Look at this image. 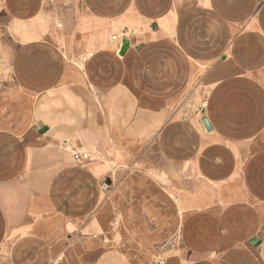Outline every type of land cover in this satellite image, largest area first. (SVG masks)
<instances>
[{"label": "crops", "instance_id": "0c3cea01", "mask_svg": "<svg viewBox=\"0 0 264 264\" xmlns=\"http://www.w3.org/2000/svg\"><path fill=\"white\" fill-rule=\"evenodd\" d=\"M159 259L264 264V0H0V264Z\"/></svg>", "mask_w": 264, "mask_h": 264}, {"label": "built area", "instance_id": "2783aa9c", "mask_svg": "<svg viewBox=\"0 0 264 264\" xmlns=\"http://www.w3.org/2000/svg\"><path fill=\"white\" fill-rule=\"evenodd\" d=\"M73 160L75 162H83V163H88L91 161V154L87 151L84 152H76L73 154ZM112 188L110 186L107 185H103L102 186V190L104 191L105 194H108V192L111 190ZM51 264H58L57 261H54ZM154 264H164L163 260L159 259L157 260Z\"/></svg>", "mask_w": 264, "mask_h": 264}, {"label": "rangeland", "instance_id": "374dc122", "mask_svg": "<svg viewBox=\"0 0 264 264\" xmlns=\"http://www.w3.org/2000/svg\"><path fill=\"white\" fill-rule=\"evenodd\" d=\"M116 168H113L112 171L115 172ZM115 190L113 191V189H111V191L108 192L107 197H109V201H111L114 197H115ZM113 226H115V222L113 224ZM147 255V254H146Z\"/></svg>", "mask_w": 264, "mask_h": 264}, {"label": "water", "instance_id": "95a60500", "mask_svg": "<svg viewBox=\"0 0 264 264\" xmlns=\"http://www.w3.org/2000/svg\"><path fill=\"white\" fill-rule=\"evenodd\" d=\"M127 47H128V42L127 41H124L123 44H122V48H121V51H120V55H124Z\"/></svg>", "mask_w": 264, "mask_h": 264}, {"label": "bare ground", "instance_id": "6f19581e", "mask_svg": "<svg viewBox=\"0 0 264 264\" xmlns=\"http://www.w3.org/2000/svg\"><path fill=\"white\" fill-rule=\"evenodd\" d=\"M202 132V131H201Z\"/></svg>", "mask_w": 264, "mask_h": 264}]
</instances>
